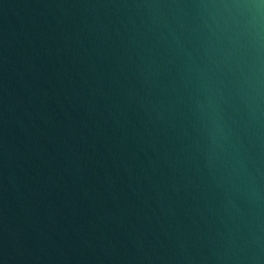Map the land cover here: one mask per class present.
I'll use <instances>...</instances> for the list:
<instances>
[{"label":"water","instance_id":"95a60500","mask_svg":"<svg viewBox=\"0 0 264 264\" xmlns=\"http://www.w3.org/2000/svg\"><path fill=\"white\" fill-rule=\"evenodd\" d=\"M0 264H264V0H0Z\"/></svg>","mask_w":264,"mask_h":264}]
</instances>
